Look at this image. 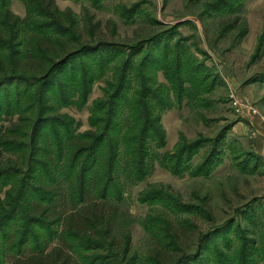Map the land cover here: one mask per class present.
Masks as SVG:
<instances>
[{
	"label": "rangeland",
	"instance_id": "374dc122",
	"mask_svg": "<svg viewBox=\"0 0 264 264\" xmlns=\"http://www.w3.org/2000/svg\"><path fill=\"white\" fill-rule=\"evenodd\" d=\"M47 2L0 0V77L49 45L44 72L0 86V262L18 229L27 263L95 214L112 237L69 264H264V0ZM58 51L76 54L54 68ZM84 170L105 198L75 213Z\"/></svg>",
	"mask_w": 264,
	"mask_h": 264
},
{
	"label": "trees",
	"instance_id": "16d2710c",
	"mask_svg": "<svg viewBox=\"0 0 264 264\" xmlns=\"http://www.w3.org/2000/svg\"><path fill=\"white\" fill-rule=\"evenodd\" d=\"M25 2L28 8L30 7L34 8L35 6H38L39 4V0H25ZM47 3H49L48 5L49 7L56 6L55 0H48ZM29 17L27 16L24 19H22L14 15L9 9L5 11V18L8 19L13 26L18 25L17 22L21 24H26L29 20ZM33 43H34L33 49L38 55L36 54L34 55L33 53L26 52L25 54H23V57L20 59H11V62H9V65H8V66H11L9 67L11 71H4L3 75H1L0 86L11 80L17 81L21 78H36L39 75V73L44 72L46 70L48 65L46 66L45 63H43V60H45L46 58L45 57L46 53L43 52L42 47L44 46L46 49H48L49 45L47 46L45 41L39 38V36H37V38L35 36L33 37ZM75 54L69 53V52H63V51L56 52V55L58 56L59 61L56 62L57 63L56 65L54 63L55 65L54 68H57L63 64L68 63L69 60L75 56ZM39 56H43L40 58V63H39ZM52 65H53V62H52ZM111 166L112 167L115 166L114 161L112 162ZM109 167L110 166H108V169ZM97 176H98L97 179H96V176H88L86 174V170H84L78 174L76 181L73 182V184H71V190L74 191V194H77V197L79 199L78 203L77 202L76 204L73 203L74 208H75L74 209L75 213L76 212L86 213L89 210H94L90 207H87L88 204H92L93 207H97L98 201L100 199L105 198V196H103L102 194L105 192L106 185L105 184L101 185V181L104 180L106 176H102V173H100V171L98 172ZM94 188L102 189V191H100L101 195L99 196V198L93 195ZM58 189L59 190L62 189L61 184L56 187H50L48 191L49 193H52L54 197L59 195L56 197L58 201L56 200H53V201L62 202V200L66 199V197L61 196V192L60 191L57 192ZM48 210H50L49 207H43L42 205L39 206V213L40 214L42 213L41 215H46ZM1 212L3 213L2 215H0V218L1 217L3 218L4 216L7 215L6 213L7 211H5L4 207H1ZM83 219L84 220H82V223L76 226L74 215H70L67 218L69 224L68 223L65 224L66 225L65 230L63 232H60L59 236L57 237V240L60 241L59 245H55V247L50 248V246H52L51 242L46 241L43 244V247H41V245L39 246V251L36 249H32V248L29 249V253L31 255L29 259L30 261L25 263L22 259V262L24 264H45L43 256L46 255V256H50V259H52L54 264H69L72 258L70 251L71 252L74 251L75 242L80 241L79 243L87 242L86 244H95L97 240L94 238L100 236L96 233L98 232L97 229L101 227L103 228L102 234L105 238L108 239L112 237L113 226L116 221V218L112 217L108 219V217H106L105 215L93 214L91 218L87 216H83ZM4 224H2L0 220V232ZM84 226H86L87 229L82 230ZM87 237H89L90 239H88ZM10 238H11L10 244L14 246L15 248H17V253L15 252V256L11 257V258H15L16 261L12 262L11 264H23L20 261V258L23 257V254L26 253V251H24V249L22 248L25 242L21 241V239L22 240L24 239L27 240V239L25 237L23 238L22 234L19 233V229L13 235L9 234L8 239L6 241L8 242ZM21 242H24V243H21ZM20 244H23L22 247ZM3 245H6V243H3ZM49 249H50V252H48ZM5 258H8L6 253H5ZM4 261L0 262V264H5Z\"/></svg>",
	"mask_w": 264,
	"mask_h": 264
},
{
	"label": "built area",
	"instance_id": "2783aa9c",
	"mask_svg": "<svg viewBox=\"0 0 264 264\" xmlns=\"http://www.w3.org/2000/svg\"><path fill=\"white\" fill-rule=\"evenodd\" d=\"M245 110V109H244ZM238 111H240L239 109H238ZM249 114V113H248Z\"/></svg>",
	"mask_w": 264,
	"mask_h": 264
}]
</instances>
